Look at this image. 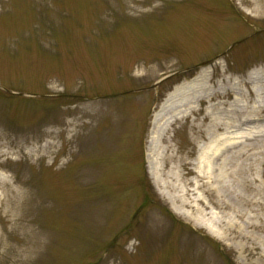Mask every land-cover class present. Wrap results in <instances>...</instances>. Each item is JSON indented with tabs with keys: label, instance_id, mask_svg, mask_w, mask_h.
Segmentation results:
<instances>
[{
	"label": "rangeland",
	"instance_id": "1",
	"mask_svg": "<svg viewBox=\"0 0 264 264\" xmlns=\"http://www.w3.org/2000/svg\"><path fill=\"white\" fill-rule=\"evenodd\" d=\"M254 86L264 94V0H0V264H264V232L249 256L227 216L191 208L178 167L224 120L250 148L224 153L238 172L225 181L264 193V98L234 127ZM155 117L172 143L152 144ZM232 206L264 228L262 210Z\"/></svg>",
	"mask_w": 264,
	"mask_h": 264
},
{
	"label": "bare ground",
	"instance_id": "2",
	"mask_svg": "<svg viewBox=\"0 0 264 264\" xmlns=\"http://www.w3.org/2000/svg\"><path fill=\"white\" fill-rule=\"evenodd\" d=\"M249 77H251L249 75ZM253 95L255 97V102L251 106L250 112L244 114L242 119H237L238 126H234L237 130H246L247 127H244L243 121H249L252 119L250 117L258 116L257 111L261 109V98H264L262 94L255 86L251 88ZM201 96V95H200ZM202 97V96H201ZM203 98V97H202ZM236 100H239L240 97L235 96ZM178 110V109H177ZM182 110L183 109H179ZM230 127V126H228ZM226 127V128H228ZM231 128V127H230ZM156 135L166 136L168 138L169 144L172 143L170 140V124L168 121H164L160 117L154 118L153 125V135L151 138L152 144L157 143ZM241 135H226L224 136V120L219 122H212L211 126L207 129L206 139L202 140L198 144V151L195 158L194 166L188 163L186 160L182 161L178 167H183L186 169L185 175L191 176L186 184L189 186V191L195 194L196 198L193 200L191 208H194L196 212L202 216H209L213 221L217 223H223L225 216L228 217L227 220V231H230L233 234L234 238H237L241 241L242 248L246 251L249 256H263V248L260 245H257L252 240L251 231L253 230H262L264 228L260 224H255L250 213L244 214L241 210L233 208L232 204L243 203L250 207L249 211H254L256 213H264V193H260V196L256 197H243L242 194L237 192L235 188H232V182L228 183L225 181L227 176H234L238 172L229 171L227 167L224 168V153L232 152L234 149L241 147L245 150L244 153H248L250 148L244 144H240L239 141H233L231 137H240ZM242 155V154H241ZM149 161V174L150 177L155 183L156 187L159 189V192L163 196L165 194L166 182L163 181L159 167L154 160L151 153L147 154ZM235 173V174H234ZM178 175L176 177L185 178L179 169ZM246 182L243 181L242 184ZM186 192L188 189L185 187ZM224 191L228 192L229 199L225 200ZM185 193V194H187ZM180 198V197H179ZM186 201L183 200V204L186 205ZM170 207L173 211L178 214H181L180 209L171 199L169 201ZM260 210L257 211L256 209ZM230 210V214L228 211ZM227 211V212H226ZM249 214L250 216H246ZM258 215V214H257ZM246 217V218H245ZM259 217V216H258ZM262 217L260 216L259 219ZM257 219V218H256ZM225 223V222H224ZM207 228L208 232L215 236V232L209 226L204 225ZM232 229V230H231Z\"/></svg>",
	"mask_w": 264,
	"mask_h": 264
},
{
	"label": "water",
	"instance_id": "3",
	"mask_svg": "<svg viewBox=\"0 0 264 264\" xmlns=\"http://www.w3.org/2000/svg\"><path fill=\"white\" fill-rule=\"evenodd\" d=\"M239 42H241V41H238V42H236V43H234L232 46H231V48L233 47V46H235V45H237ZM204 65H207V62H203V63H200V64H198V65H195L194 67H192V68H196V67H202V66H204ZM177 72H174V73H171V74H169V75H166V76H164V77H162L160 80H158L152 87H156L158 84H160L161 82H163L164 80H166L167 78H169L170 76H172V75H174V74H176Z\"/></svg>",
	"mask_w": 264,
	"mask_h": 264
},
{
	"label": "trees",
	"instance_id": "4",
	"mask_svg": "<svg viewBox=\"0 0 264 264\" xmlns=\"http://www.w3.org/2000/svg\"><path fill=\"white\" fill-rule=\"evenodd\" d=\"M169 214L171 215V213L169 212ZM225 251V250H224ZM222 254H223V251H222Z\"/></svg>",
	"mask_w": 264,
	"mask_h": 264
}]
</instances>
